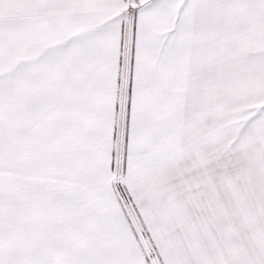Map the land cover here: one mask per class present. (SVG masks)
I'll list each match as a JSON object with an SVG mask.
<instances>
[{
	"label": "snow or ice",
	"instance_id": "6c2138e0",
	"mask_svg": "<svg viewBox=\"0 0 264 264\" xmlns=\"http://www.w3.org/2000/svg\"><path fill=\"white\" fill-rule=\"evenodd\" d=\"M0 264H264V0H0Z\"/></svg>",
	"mask_w": 264,
	"mask_h": 264
}]
</instances>
